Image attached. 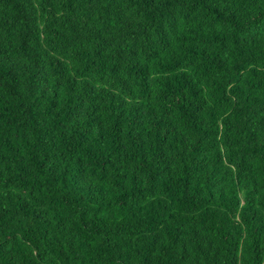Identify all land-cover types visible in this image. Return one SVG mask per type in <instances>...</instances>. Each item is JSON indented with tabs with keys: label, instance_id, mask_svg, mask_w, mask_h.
I'll list each match as a JSON object with an SVG mask.
<instances>
[{
	"label": "trees",
	"instance_id": "obj_1",
	"mask_svg": "<svg viewBox=\"0 0 264 264\" xmlns=\"http://www.w3.org/2000/svg\"><path fill=\"white\" fill-rule=\"evenodd\" d=\"M0 264H264V0H0Z\"/></svg>",
	"mask_w": 264,
	"mask_h": 264
}]
</instances>
